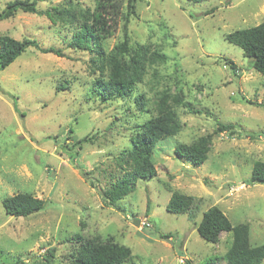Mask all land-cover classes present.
<instances>
[{"label": "rangeland", "instance_id": "obj_1", "mask_svg": "<svg viewBox=\"0 0 264 264\" xmlns=\"http://www.w3.org/2000/svg\"><path fill=\"white\" fill-rule=\"evenodd\" d=\"M9 1L0 0V10ZM36 2L43 13L0 20V34L31 37L64 55L32 48L0 70V264H75L86 241L108 239L131 249L124 264H226L231 232L210 243L196 228L214 205L233 224L250 225L252 244L263 243L264 183L249 180L254 163L264 161V77L225 36L264 21V0H136V13L123 9L106 49L123 41L126 29L132 55L146 47L168 59L149 64L131 97L108 102L91 95L92 84L107 75L95 52L68 48L80 13L95 1ZM162 90L187 103L176 107L182 128L156 144L157 176L138 180L110 205L99 188L124 175L118 158L156 115ZM140 95L143 105L135 101ZM221 122L233 127L217 131ZM206 135L212 138L202 165L174 153ZM176 191L196 198L192 214L167 211ZM17 192L47 205L28 216L8 215L2 198Z\"/></svg>", "mask_w": 264, "mask_h": 264}, {"label": "trees", "instance_id": "obj_2", "mask_svg": "<svg viewBox=\"0 0 264 264\" xmlns=\"http://www.w3.org/2000/svg\"><path fill=\"white\" fill-rule=\"evenodd\" d=\"M94 1L93 8L80 13L79 26L73 33L68 48L81 52L93 51L102 62L101 68L107 75L92 84L91 95L94 98L101 102L129 98L136 86L143 83L149 64L151 66L158 61L165 62L168 56L156 50L148 52L146 47L132 55L131 41L126 29L124 40L107 50L106 40L114 34L123 9L128 10L127 16L135 14L136 0ZM186 1L198 3L205 0ZM19 11L43 13L38 9L36 0H11L0 10V20L12 18ZM45 13L53 19L49 10ZM225 39L242 49L244 55L250 59V67L264 77V21L256 26L231 31L226 34ZM32 48L42 53L64 55L60 48L41 46L38 40L31 37L16 39L7 34H0V70L11 65ZM229 62L231 69L236 71L234 62L232 60ZM155 96L156 115L147 120L141 129L131 136L130 145L124 148L118 158L124 163V175L110 187L99 188L104 200L110 205H116L119 200L128 195L138 180L152 179L157 176V168L152 159L156 144L169 136H176L182 128L176 107L181 104L187 105V103H181L182 99L179 97L172 98L167 90L159 91ZM143 98L142 95L138 96L136 103L143 105ZM15 108H17L16 104ZM231 127L233 124L221 122L217 131H227ZM211 138L212 135H206L190 144H179L175 147L174 153L192 165L200 166L208 159ZM81 141L86 139L80 140L79 144ZM249 181L251 184L264 183V161L254 163ZM2 204L8 215L19 217L42 210L46 207L47 201L36 197L31 192H17L3 197ZM166 208L167 211L175 214H192L196 208V198L176 191L169 199ZM196 226L199 235L210 243L219 242L222 232H231L232 243L225 254L226 264H262L264 262V242L252 244L250 225L245 222L233 224L217 205L205 210ZM162 237L169 236L162 235ZM130 260H132V253L128 246L119 244L113 239L105 242L88 240L81 246L75 264H124ZM188 264L192 263L188 260Z\"/></svg>", "mask_w": 264, "mask_h": 264}]
</instances>
